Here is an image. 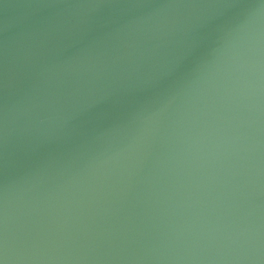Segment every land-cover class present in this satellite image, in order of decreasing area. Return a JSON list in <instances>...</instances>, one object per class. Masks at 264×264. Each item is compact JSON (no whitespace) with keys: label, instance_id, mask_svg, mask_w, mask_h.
Instances as JSON below:
<instances>
[{"label":"water","instance_id":"1","mask_svg":"<svg viewBox=\"0 0 264 264\" xmlns=\"http://www.w3.org/2000/svg\"><path fill=\"white\" fill-rule=\"evenodd\" d=\"M0 264H264V0H0Z\"/></svg>","mask_w":264,"mask_h":264}]
</instances>
